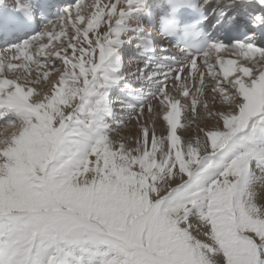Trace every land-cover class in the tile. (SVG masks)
Wrapping results in <instances>:
<instances>
[{"label":"snow or ice","instance_id":"6c2138e0","mask_svg":"<svg viewBox=\"0 0 264 264\" xmlns=\"http://www.w3.org/2000/svg\"><path fill=\"white\" fill-rule=\"evenodd\" d=\"M0 127V264H264V0H0Z\"/></svg>","mask_w":264,"mask_h":264},{"label":"bare ground","instance_id":"6f19581e","mask_svg":"<svg viewBox=\"0 0 264 264\" xmlns=\"http://www.w3.org/2000/svg\"><path fill=\"white\" fill-rule=\"evenodd\" d=\"M137 70V69H134ZM132 71V69H131ZM55 75V74H54ZM171 91V89H170ZM175 95V93H173ZM193 95H196V93L194 92ZM209 99V103L211 104V98L210 96L208 97ZM154 107L157 104V101H153L152 102ZM182 103H185L184 101ZM186 103L190 104V100L187 101ZM147 111V109H146ZM165 113L160 110L158 113H154L151 118L149 119V125L150 126H154L156 128V132L158 136H162V135H166L167 134V122L163 120V115ZM190 113L187 112L186 110H182V116H181V124L183 125V127L178 128V135H180L181 139L184 140L186 138H188L189 136H192L193 138H195V135L197 133L196 131H189L190 129V125H192V123H194L193 121H191L188 117H190ZM154 122V125H153ZM138 126L136 124L135 119H132L128 125V129L126 130V132L124 134H119V136L125 137L128 141H132L133 139V133L137 130ZM197 129V127H196ZM14 130V129H13ZM12 129L8 130L9 132H5V134H10L11 131H13ZM200 139L203 142V133H200ZM257 175H263L262 173H259Z\"/></svg>","mask_w":264,"mask_h":264},{"label":"rangeland","instance_id":"374dc122","mask_svg":"<svg viewBox=\"0 0 264 264\" xmlns=\"http://www.w3.org/2000/svg\"><path fill=\"white\" fill-rule=\"evenodd\" d=\"M132 119H129L127 122H126V126H125V128L120 132V133H118V135L119 134H124L125 132H126V130L128 129V125H129V123H130V121H131ZM8 130H10V129H1L0 130V133H5V132H9ZM13 130V129H12ZM197 129H196V123L194 122V123H192V125H190V129H189V131H196ZM257 174H259V172H257Z\"/></svg>","mask_w":264,"mask_h":264}]
</instances>
